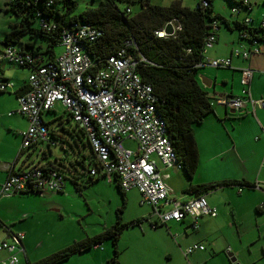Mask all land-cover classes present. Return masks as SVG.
Wrapping results in <instances>:
<instances>
[{
    "label": "built area",
    "instance_id": "built-area-1",
    "mask_svg": "<svg viewBox=\"0 0 264 264\" xmlns=\"http://www.w3.org/2000/svg\"><path fill=\"white\" fill-rule=\"evenodd\" d=\"M251 8L250 0H237L231 8L232 18L229 21L227 19L228 23L233 26V21L238 20L244 26L264 29V18L257 27L250 26L252 17L249 15L237 19L240 13H246ZM37 15L41 28L50 30L54 27L40 13ZM169 24L173 33L174 26L171 22ZM218 28L219 22L214 20L202 47L203 59L198 63L199 67L205 64L204 55L213 45ZM237 31L239 41L247 42L248 46L239 42L233 48V55L248 59L252 54L260 52L258 35L247 29ZM155 34L168 35L163 30ZM101 35L99 29L89 24L68 26L62 29L60 35L62 52L47 62H40L37 56L11 45L0 50V62L6 60L30 69L28 89L17 97L18 109L9 112V115L14 112L21 114L28 122L26 129L21 132L20 149L23 151L46 140L48 127L41 115L56 102H60L85 132L100 163L99 171L91 168L90 175L96 176L101 172L108 180L116 177L123 191L136 189L141 196L140 202L152 207V213L160 224L190 217L196 227L200 217L215 216L217 209L209 205L202 194L187 200L169 197L170 190L157 161L163 167L175 166L180 169L181 165L176 160L165 122L157 112V96L151 84L143 81L137 72V65L145 61V58L130 53L127 47L132 44V40L126 39L103 62L93 61L86 47L96 42ZM207 63L216 68L229 67L230 57L207 60ZM251 75L250 68H242L241 93L215 96L210 104L241 110L249 96L247 85ZM10 86L11 83H1L0 89L5 90ZM126 140L135 141V147L126 146ZM260 167L264 168V159ZM63 182L64 178L59 171L45 170L41 164L36 163L10 174L2 184L1 192L11 193L29 187L56 192L62 190ZM254 186L259 188L258 183ZM157 222L152 225H157ZM22 238V232H16L10 234L9 240H0V252L7 253L0 259V264H18V253L24 252ZM203 249L201 243H193L183 253L186 256Z\"/></svg>",
    "mask_w": 264,
    "mask_h": 264
},
{
    "label": "trees",
    "instance_id": "trees-1",
    "mask_svg": "<svg viewBox=\"0 0 264 264\" xmlns=\"http://www.w3.org/2000/svg\"><path fill=\"white\" fill-rule=\"evenodd\" d=\"M203 1H206V4H203ZM229 1L231 6L237 3V0ZM57 2L63 3L65 9L54 8V4ZM6 4L7 8L20 20L8 25L9 30L5 32L2 44L14 46L20 51L37 56L40 62L42 60L43 62L50 61L56 56L49 52L52 53L53 47L59 44L62 29L74 24H89L102 32L96 42L86 47L93 61L103 62L104 58L122 46L126 39H131L132 44L127 47V50L134 56L140 55L145 58V61H141L137 65V72L143 81L151 84L153 93L157 96L156 109L165 122L167 135L176 155V160L181 165L180 169L183 168L189 177L192 176L197 166L193 127L200 124L204 117L212 111L210 104L212 97L199 84L197 73L200 67L198 63L203 59L201 51L205 38L211 31V23L214 20H220L229 27L225 17L213 13L212 0H198L193 8L183 6L179 0H174L167 6L151 4L150 0H101L97 5L88 6L78 14L71 12L74 5L73 0H9ZM133 5L138 6L136 11L132 10ZM38 13L54 27L50 30L41 28L38 24ZM169 22L174 26L172 34L163 36L155 34L156 31L163 30ZM233 27L247 29L249 32L258 35L259 40H262L259 33L264 29L244 26L238 20L233 21ZM25 35L34 40L37 38L47 39V47L44 53L34 47L35 41L22 40ZM44 54H49V56L44 59L41 56ZM4 91L0 89V94ZM18 94L20 93L18 92ZM65 111L72 119L71 114L66 109ZM44 124L48 127L47 123L44 122ZM75 126L79 136L85 139L90 155L86 156L81 153V156L74 161L82 165L87 180L93 181L100 177L103 178L104 174L101 172L96 176L89 174L91 168L99 171L100 163L85 132L76 123ZM49 137L50 139L47 135L46 140L54 139L61 142L59 137L55 136L54 131L49 133ZM35 145L29 149H34ZM21 153L20 149L17 158ZM67 162L55 158V164L48 162L41 165L45 170L55 169L59 171L64 180L70 176L72 182L77 185L75 178L78 175L72 170L75 169L74 163L70 160ZM33 164L28 163L25 167ZM65 171H68L70 175H66ZM14 172L11 171L7 177ZM7 177L0 185V197L42 192L29 187L26 190L3 193L1 187ZM114 183L124 196L125 192L121 189L118 181L115 180ZM214 186V184L190 185L186 192L200 195L202 191ZM56 192H62V190ZM121 211H118L116 221L104 228L102 232L93 236H86L33 264L61 262L75 253L102 244L106 238H111L113 243L112 255L108 258L107 263L119 264L116 242L120 231L128 225L120 222L119 213ZM135 222L139 221L136 220ZM1 225L4 226L3 223ZM228 255L231 260V255Z\"/></svg>",
    "mask_w": 264,
    "mask_h": 264
},
{
    "label": "crops",
    "instance_id": "crops-1",
    "mask_svg": "<svg viewBox=\"0 0 264 264\" xmlns=\"http://www.w3.org/2000/svg\"><path fill=\"white\" fill-rule=\"evenodd\" d=\"M250 11L246 12V15L250 13ZM244 16L245 14L240 13L237 16V19L241 20ZM257 18V16L253 15L250 26H259L258 22L261 17L258 19ZM229 20L230 19H228V21ZM229 27H227L229 31L234 30L236 33H228L227 36H222L217 34V31L219 30L218 28L215 32V41L213 45L206 50L204 55L205 64L200 67L203 68L201 72L205 74L204 77L211 79L210 87L202 84L199 75H197L199 84L212 98L215 96L228 94L238 95L241 93V89L243 87L240 82L241 69L248 67L252 70V75L249 84L247 85L249 96L247 97L244 107L239 111L220 105H212V111L204 117L201 124L195 126L193 129V134L197 150V166L192 176L189 177L191 179L197 170L200 168L203 169L204 167L206 168L208 165L210 166L209 169L214 168V161L216 162L217 168H220V166L223 165V167L228 170L227 176H224L223 178H211L208 181L203 180L204 182L202 181L196 184L208 185V183H210L215 185L213 187V195H211L208 200L206 197L205 198L209 205L216 208L219 207L220 213H216L215 216L200 217L196 227L193 226L190 217H185L180 221L170 220L164 225L160 224L157 222V219L154 217L151 210L147 215H145L143 219L148 222L150 228L153 230L158 228H166L168 232L170 231L171 227L178 228L181 239L179 244H177V248H182V245L185 246L193 243L202 244L204 241H208L211 235H214L216 232H218L219 235L221 230L218 229L217 231V223H220V215L223 213V209L225 208L224 204H227V206L230 208L235 230L231 234L232 236L228 237V244L225 246V253L235 256V262H238L239 264H264V207L262 206V203H264V168L260 167L261 162L264 159V44L261 43V41L264 42V30L259 33L260 37L262 38V40H259L258 42L260 52L257 54H252L248 59H242L241 57H237L232 54L233 48L238 45L239 42L245 46H248V43L245 41H239L238 31L232 26L230 22ZM49 53L51 55H56L53 50L52 53ZM41 56L42 58L44 57V59H46L49 54H44ZM226 57H230L229 67H220L219 69L221 71H214L213 69L215 67L207 63V60ZM2 62L9 61L4 60L0 63L2 64ZM4 67L5 64L0 65V84L1 82L11 83L12 86L8 87L7 89H13L15 99L17 100V97L28 89L27 79L30 69L23 67L28 69V74L23 83L19 85L9 81V78L4 73ZM7 89H5V91ZM18 92L20 94H18ZM45 112H54L50 117L47 118L44 117V112L41 115L43 121L47 123L48 128L50 127V121L56 120V122H60L59 127L63 132H70L69 129L64 125V122L65 120L70 121L71 118H69L64 108L62 113H57L55 106H53L50 111ZM25 129L26 128L17 131L16 134L21 136V132H23ZM72 130L73 131L70 133L71 137L73 138V142L77 147V152L81 153L80 144L85 143V139L79 136L75 123L72 125ZM51 131L54 130L49 129V133ZM54 133L55 136L59 137L61 140V142H58L62 144V147L65 149V151L67 152L68 150L64 147V143H68L71 151H73L72 158H79L76 150L74 149V144L71 143V141H69L66 136H63L56 131H54ZM48 138L50 139V137ZM43 142L50 150L51 145H55L57 140L47 139ZM35 149L36 147H34V149L28 148L27 150L31 151ZM28 156L29 152H27V157ZM37 158L39 164H46L48 162L55 164V159L54 162H52L49 158H47L44 148H39ZM43 158L46 160L42 161L43 163H40L39 160ZM18 159L19 158L16 156L12 162H0V185L11 171L16 172L19 169L25 167L26 164L24 165L23 163L24 159L22 160V163L17 165ZM157 166L165 176V182L168 178H170V170H172L170 168L178 169L175 166L163 167L159 161H157ZM200 173L202 172L200 171ZM106 180L108 182H112L115 180L117 181V178L113 176L111 180H108L107 178ZM256 183L259 184V188L254 186ZM189 186L181 190V196H177L170 191L169 197L174 200H187L197 196L196 193L186 192ZM66 187V180H64L62 191ZM221 188H224L228 191H224V189ZM132 190L137 191L136 189H130L128 191ZM234 190H236V193H234ZM205 191L201 192V194L204 196H206L205 194L207 193ZM58 193L60 192L42 191L40 193L30 194L32 197L37 198L39 205L28 207L23 210H11L9 207V201L13 200L14 196L0 197V222L4 224V226H2L0 223L2 228V232H0V240H7V238L9 239L11 233L22 232V246L24 252H19L18 254L19 256L23 255L26 264H33L44 258L42 256H40L42 258L34 256L35 245H38L39 243V240L37 239L42 240L43 237L37 234V232L33 233V231L24 228L22 224H15V218L18 217V219L22 220L33 218L38 212L42 210H52L55 207H58L55 210L62 212L63 210L57 201V198L60 196ZM9 212H16V214L12 213L10 216H6ZM10 217L14 218L11 219ZM8 221L13 226L6 225L5 223ZM153 222H157V225H152ZM70 238L72 237L69 235L66 237L62 236L60 242L61 246H58L57 248H64V246L66 247L70 245V243L76 242L74 240L75 238H72L73 240ZM101 247L103 251L104 247L102 244ZM204 250L205 249L196 251ZM190 254L186 255V257H188ZM6 255V252H0V259ZM212 255L214 254L207 253L204 257V261L197 260L192 264H210ZM100 256L101 259L105 256L107 258L108 254L102 253Z\"/></svg>",
    "mask_w": 264,
    "mask_h": 264
},
{
    "label": "rangeland",
    "instance_id": "rangeland-1",
    "mask_svg": "<svg viewBox=\"0 0 264 264\" xmlns=\"http://www.w3.org/2000/svg\"><path fill=\"white\" fill-rule=\"evenodd\" d=\"M73 1L74 5L71 12L72 14H78L88 6L97 5L101 0ZM172 1L174 0H150V3L154 5L167 6ZM179 1L183 6L193 8L197 4L198 0ZM7 2H9V0H0V50L3 47L2 42L4 39V33L9 30L8 25L19 22L20 20L18 16L7 8ZM250 2L252 3V10L247 15L250 17H253V15L258 18L261 17L258 22L259 24L264 16V0H250ZM212 7L213 13L220 14L226 19L232 18V6L229 0H212ZM54 8H64L63 3H55ZM131 8L133 11H136L138 6L133 5ZM242 14L246 15L245 12H242ZM217 21L219 22V30L217 31V34L227 36L228 33H236L234 30L229 31L227 26L220 20ZM22 40L35 41L34 47L43 53L48 42L47 39L37 38L34 40L27 35L23 36ZM261 43L264 44L263 41H261ZM53 51L56 55H58L62 51V47L60 45H55L53 47ZM2 64H5L4 73L9 78V81L19 85L23 83L28 74V69L9 62H2ZM2 64L0 63V65ZM202 69L203 68H200L198 70L197 75L201 74L205 76V74L201 72ZM213 70L221 71L216 67ZM54 106L57 113H62L63 108L65 109L60 102H56ZM18 107L19 104L15 99L13 89H7L5 92L0 94V162H12L20 151L21 136L16 133L17 131L23 130L27 127V119L24 116L22 117L19 113H13L10 115L8 113L9 111L17 110ZM53 113L54 112H44L43 114L44 117L47 118ZM59 124L60 122H56V120L50 121V127L48 129L54 130L57 133L66 136L69 141L74 144L73 138L70 134L71 131H73L72 125L74 124L72 119L70 121L65 120L64 122V125L70 132H63L59 127ZM125 145L134 148L135 141L126 140ZM35 147L36 149L31 151L27 149L23 150L19 155L17 165L22 163V160L27 157V152H29V156L26 158L24 165H28L27 162L30 164L38 163L37 153L41 147L44 148L47 158H49L52 162H54L55 158H60L66 162L69 160L73 161L75 169L72 170L78 176L75 178L77 185L74 184L70 179L71 177L68 176L66 179L67 187L64 188L62 192L58 193L62 196L57 198L58 204L63 210L62 212L55 210L58 208L55 207L52 210H42L35 214V217L33 218L24 220L18 219V217L15 218V224H22L24 228L33 231V233L37 232V234L43 237L42 240L37 239L39 240V243L38 245H35L34 256L39 258L46 257L47 255L63 248H57L58 246H61L60 242L62 236L66 237L69 235L72 238H75V241H79L86 236H93L94 234L96 235L102 232L104 228L109 227L116 221L118 211L122 210L119 213L120 222L128 225L120 231L116 242L118 250L117 260L119 264H192L197 260L204 261V257L207 253L214 254L211 257L210 264H235L232 260H230L231 263L229 262V255L228 253H225V246L228 244V237H231V234L235 230L230 208L227 204H224L225 208L223 209V213L220 215L221 221L219 224L217 223L216 227L217 231L218 229L221 230L220 234L218 235V232H216L214 235H211L208 241H204V244L202 243L205 249L204 251H194L186 257L183 251L191 244L185 246L182 245V248H177V244H179L181 239L178 228L171 227L168 232L166 228L153 230L150 228L148 222L143 219L150 210L152 211V207L147 203L140 202L141 196L139 192L135 190L127 191L124 193V196H122L114 181L108 182L106 178H99L97 180L94 179L93 181L87 180L86 172L84 171L82 165L75 162L72 158L73 151H71L68 143H64V147L68 150L67 152L58 141L55 145H51L50 150L44 142L38 143ZM74 149L79 157L81 156V153H84L86 156L90 155V150L86 143L80 144L81 153L77 152L75 144ZM45 160L43 158L39 160V162L43 163L42 161ZM213 163L215 165L214 168L209 169V165L206 168H200L191 179L183 168H170L172 169L170 170L171 175L170 178L167 179L166 185L169 190L173 192V194L181 196V190L189 185H196L198 182H202L203 180L208 181L211 178H223L224 176H227L228 170H226L223 165L220 166V168H217L216 162L214 161ZM200 171L202 173H200ZM65 172L67 173L66 175H70L68 174V171ZM208 185H210V183H208ZM225 189L224 191H228ZM205 192H207L205 197L208 200V198L214 193L213 187L208 188ZM234 193H236V190H234ZM11 196H14V199L9 201V207L11 210H23L28 207L39 205L37 198L32 197L30 194H16ZM216 209L219 214V207ZM12 213L16 214V212H9L6 216H10ZM10 218L12 219L14 217ZM136 220L139 222H135ZM5 224L13 226L9 223V221ZM0 232H2L1 226ZM102 245L104 247L103 251L100 245L97 247L94 246L82 252L75 253L66 260L55 264H108L107 260L111 257L113 250L111 238L104 239ZM102 253L108 254V257L106 258L105 256L101 259L100 254ZM18 264H26L23 255L19 256Z\"/></svg>",
    "mask_w": 264,
    "mask_h": 264
},
{
    "label": "water",
    "instance_id": "water-1",
    "mask_svg": "<svg viewBox=\"0 0 264 264\" xmlns=\"http://www.w3.org/2000/svg\"><path fill=\"white\" fill-rule=\"evenodd\" d=\"M163 31H164L165 34H171L172 33V26H171V24L168 23L165 26V28L163 29ZM3 46H5V44H3ZM199 78H200L202 84L206 85L207 87H210V85H211L210 84V82H211V79L210 78H205L202 75H199ZM206 79H207V82H206ZM230 255H231V260L234 261L235 264H239L238 262H235L236 261L235 257L232 254H230Z\"/></svg>",
    "mask_w": 264,
    "mask_h": 264
}]
</instances>
